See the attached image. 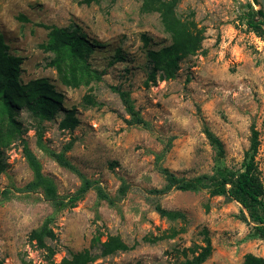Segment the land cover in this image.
<instances>
[{
	"label": "rangeland",
	"instance_id": "rangeland-1",
	"mask_svg": "<svg viewBox=\"0 0 264 264\" xmlns=\"http://www.w3.org/2000/svg\"><path fill=\"white\" fill-rule=\"evenodd\" d=\"M79 2L0 0V34L10 53L24 58L23 84L44 78L64 95L63 110L40 127L43 144L58 153L68 147L67 159L112 196L120 195L124 182L129 189L116 208L99 202L91 189L76 207L60 211L42 190L23 191L34 179L23 140L43 175L55 182L59 196H73L81 181L38 148L39 126L28 112L20 111L22 131L4 151L5 171L0 173V193L11 190L9 199L0 196V264H47L49 250L39 248L30 235L48 219L56 239L47 238L46 244L55 250L51 260L57 264L89 248L99 234L102 241L117 235L129 246L137 245L92 264H184L207 241L212 253L202 264H244L248 254L264 258V235L236 200L214 196L208 188L150 193L166 185L158 165L187 180H220V173L238 176L253 128L259 133L256 162L264 187V50L258 49L256 38L263 31L247 26L252 10H258L253 0H180L177 16L191 22V32L201 43L196 53L180 60L172 77L154 71L147 56L173 40L159 13L142 11L143 0H102L91 7ZM41 25L78 27L91 48L88 69L100 80L66 86L51 65L55 55L41 47L49 41ZM70 110L80 124L73 131L61 130L59 123ZM4 115L1 109L0 122ZM207 130L223 143L222 158ZM156 205L184 218H161ZM161 236L167 237L145 240Z\"/></svg>",
	"mask_w": 264,
	"mask_h": 264
},
{
	"label": "trees",
	"instance_id": "trees-1",
	"mask_svg": "<svg viewBox=\"0 0 264 264\" xmlns=\"http://www.w3.org/2000/svg\"><path fill=\"white\" fill-rule=\"evenodd\" d=\"M102 0H80V5L91 7L99 4ZM112 3L118 0H110ZM256 6H260L257 0H253ZM180 0H143L142 11L145 13L157 12L160 14L164 29L172 37V45L164 48L162 51H148L147 56L154 64V71L161 70L166 77H172L173 73L179 68V62L189 54H194L200 47L201 37H196L191 32V22L181 21L177 16V7ZM22 20H27L21 16ZM264 25V14L262 10H252L247 26L253 31H261ZM48 30L49 41L42 45L46 52H52L55 55L51 63L59 73L60 80L68 87L77 88L81 85L89 84L90 80L96 78L100 80L97 74L89 71L87 56L91 52L90 44L83 33H80L78 27L70 26L68 28H58L56 26L41 25ZM145 46L149 43V38L143 36ZM24 58L10 53V47L6 44L4 36L0 34V110L4 111V117L0 122V173L5 171L3 160L4 151L9 147L11 142L21 134L22 124L18 121L17 115L20 111L25 110L37 122V146L46 155L52 158L60 167L73 172L81 181L78 191L68 198L59 196L55 182L43 175L42 166L29 149L26 141L23 140L24 153L28 163L34 172V179L23 189L25 192H35L42 190L47 200H49L57 211L67 208L76 207L77 203L85 197L89 190L96 192L99 202H106L110 207L116 208L119 200L125 196L129 189L125 182L120 188V195L112 196L98 182L89 180L82 174L66 157L69 150L64 148L61 152H55L43 144V132L40 127L44 122L54 121L60 111L63 110L64 95L56 90L53 84L47 79H38L23 84L21 81L22 64ZM95 74V75H94ZM156 80V74L152 76ZM117 91V90H116ZM124 98L125 94L120 93ZM88 104L92 105V100L87 98ZM137 124H143L142 120L136 119ZM80 124L74 110H70L60 121L61 130L73 131ZM206 135L213 147L216 148L220 158L224 156L225 150L220 139L206 131ZM259 133L255 128L252 129L250 148L246 152L244 170L232 178L220 173L221 179L217 180L215 176H203L200 178L187 180L177 178L169 170L158 169L164 175L166 185L161 190H152L153 195H165L172 190L181 192L198 193L204 189H209L211 194L227 195L229 198L241 203L250 213L251 219L258 224L257 230L264 235V215L258 213L264 211V187L259 176V170L256 162V156L259 150ZM160 158H157L159 163ZM219 176V177H220ZM204 181H213L204 183ZM228 185L232 187L227 188ZM21 191V190H20ZM10 189L0 193V196L9 199ZM155 209L161 218L170 221L183 219L184 215L178 212H171L156 205ZM51 220L48 219L39 230H34L30 235V240L35 241L39 248L48 249L50 252L47 264H57L51 260L56 254L55 250L49 248L46 239H56V234L50 227ZM102 235L94 237L91 246L81 252L71 254L69 258H64L59 264H92L99 259L125 253L135 249L136 245L129 246L120 236L108 235L105 241L101 240ZM167 236L146 241L156 242L158 239H164ZM212 253V245L207 241L206 247L200 248V253H194L193 259L186 260L184 264H202ZM244 264H264V258L252 254L245 256Z\"/></svg>",
	"mask_w": 264,
	"mask_h": 264
},
{
	"label": "built area",
	"instance_id": "built-area-1",
	"mask_svg": "<svg viewBox=\"0 0 264 264\" xmlns=\"http://www.w3.org/2000/svg\"><path fill=\"white\" fill-rule=\"evenodd\" d=\"M261 29L263 31V35L262 36H256V38H257L258 49L264 50V25L261 27Z\"/></svg>",
	"mask_w": 264,
	"mask_h": 264
},
{
	"label": "water",
	"instance_id": "water-1",
	"mask_svg": "<svg viewBox=\"0 0 264 264\" xmlns=\"http://www.w3.org/2000/svg\"><path fill=\"white\" fill-rule=\"evenodd\" d=\"M260 6H256L257 9L262 10V13L264 14V0H257Z\"/></svg>",
	"mask_w": 264,
	"mask_h": 264
}]
</instances>
